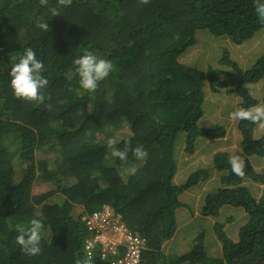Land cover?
Segmentation results:
<instances>
[{
    "label": "trees",
    "instance_id": "trees-1",
    "mask_svg": "<svg viewBox=\"0 0 264 264\" xmlns=\"http://www.w3.org/2000/svg\"><path fill=\"white\" fill-rule=\"evenodd\" d=\"M53 8L58 16H52ZM45 21L47 31L39 27ZM201 30L219 37L216 66L198 64L199 57L211 55ZM260 31L264 23L254 0H71L69 5L0 0V264L87 260L81 246L89 230L74 210L91 214L103 205L146 239L140 264H264V168L255 169L250 161L264 159V132L258 129L264 122L250 120L237 119L242 174L233 170L226 151L216 152L212 165L219 184L200 207L201 216L211 218L221 255H206L203 231L191 238L189 250L168 258L162 254L177 231L179 195L207 176L200 169L184 184H173L178 157L192 155L199 138L226 135L221 124L199 126L207 93L223 89L237 97V109L264 103L257 97L262 93L253 92L264 82V49L252 58L238 48ZM262 33L249 42L258 44ZM225 39L231 43L219 47L218 40ZM199 45L208 55H192L186 63V51ZM26 47L44 64L48 84L42 103L17 99L9 88L12 60ZM85 50L114 65L94 92L80 89L78 79L68 76L73 59ZM250 60L253 64L243 69ZM180 133L185 139L178 151ZM114 136L130 140L132 148L142 146L147 157L138 160L132 151L124 161L112 157L107 142ZM34 151L43 156L21 172L14 159L28 161L21 154ZM29 171L35 194L24 188ZM246 180L262 186L259 198ZM224 206L241 211L223 217ZM241 213L246 221L238 231L229 228L230 238L225 227L244 217ZM34 218L44 223L41 253L29 256L15 237ZM98 253L93 251V264H104Z\"/></svg>",
    "mask_w": 264,
    "mask_h": 264
},
{
    "label": "clouds",
    "instance_id": "clouds-1",
    "mask_svg": "<svg viewBox=\"0 0 264 264\" xmlns=\"http://www.w3.org/2000/svg\"><path fill=\"white\" fill-rule=\"evenodd\" d=\"M47 2L48 0H40L42 5L47 4ZM61 3L69 5L71 0H61ZM254 3L255 13L258 19L261 23H264V0H254ZM51 12L53 17L59 15L58 10L55 8H53ZM39 27L45 31L49 29L47 21L40 23ZM72 65L73 67L68 73L69 78L76 77L80 89L88 92H94L99 82L108 77L114 70V65L110 59L99 56L91 50H85L83 54L74 58ZM44 71V64L42 60L37 57L36 51L32 47L24 48L17 57L13 58L8 72L10 78L9 88L12 95L20 100L42 103L45 99L43 89L48 84L47 78L43 75ZM230 115L238 120L264 122V105H253L251 108L241 107L231 112ZM107 143L110 147L112 157L118 158L120 161H124L128 158L129 151H132L138 160H143L148 155L147 150L142 146L132 148L130 140H121L119 137H115L109 139ZM14 163L16 164L15 161ZM231 163L233 165V170L242 174L238 158L235 156L232 157ZM16 166L18 167L17 164ZM20 171L22 172L21 169ZM201 177L204 178V175L202 174ZM34 178L35 176L33 179ZM50 190H55V187ZM74 213L76 215L75 218H80L85 221L89 230V233H86L84 236L81 246V252L89 258L78 262V264H93V251L99 252L98 259L104 264H126L127 261H131L130 264L141 263L142 254L147 249L146 239L138 232L128 229L123 222L122 215L116 212L112 207L103 205L100 209L91 214H87L83 210L76 208ZM116 219L123 225V229L130 232L141 241L138 244L139 249L137 256L133 254L129 257L128 254H131V250L129 249L130 244L124 241L117 231L112 229L111 223ZM43 229V221L36 218L31 219L27 227L21 226L15 237L16 244L19 245L20 250L29 256L39 255L41 253ZM166 242L164 244H166ZM134 256L135 261L133 262L132 258H134Z\"/></svg>",
    "mask_w": 264,
    "mask_h": 264
},
{
    "label": "rangeland",
    "instance_id": "rangeland-1",
    "mask_svg": "<svg viewBox=\"0 0 264 264\" xmlns=\"http://www.w3.org/2000/svg\"><path fill=\"white\" fill-rule=\"evenodd\" d=\"M261 32L263 33L258 40L259 43L258 41H256V43L258 44L255 45L254 42H249L250 40L259 37ZM200 33L207 34L206 36L208 37V39L205 38V42L208 43L209 49L211 50L210 58L209 56H207V49L202 46L200 47L199 45L186 51V54L184 56L186 63L190 62L189 60L192 55L198 56V53H205L207 58L202 59L199 57L198 64H214L219 56V49H217L214 39H217L219 37L211 35L208 30H201ZM261 38L264 39V31L256 33V35L252 39H248L244 41L242 45H238V48H240V53L242 52L243 55L248 54L250 55V57L256 58V56L264 49V46L262 45L263 42L260 43ZM217 43L220 44L218 46L221 47L229 45L231 42L230 40L225 39L223 42H219L218 40ZM208 60L209 63L207 62ZM253 62L251 63L250 60L249 64H243V69L245 67L249 68L251 64H253ZM216 65L217 64L215 63V66ZM257 89L258 93H262L259 96H257ZM253 92L255 96L259 98L264 97V82L259 85L257 84V86H254ZM236 101L237 97L224 93L223 89L218 90V92L216 93L208 92L202 108L204 114L200 119L199 126L209 128L218 123L225 127L226 135L222 139L206 140L205 138H199L196 141V149L192 155L186 154L184 156L178 157L177 159V170L173 178V184L177 186L184 184L191 174L200 169L207 171V176L204 178L201 177L196 185L188 188L179 195L178 201L182 204V209H178L176 212L177 231L174 237L162 246V254L165 258H168L171 255H178L189 250L194 244V240L192 242L191 238L200 236L201 231L204 232L205 239L203 242V246L206 255L210 257H218L221 255L220 243H218L212 231V226L210 223L211 218L201 216L200 207L204 202V198L207 193L213 191V189H215V187H217L219 184V174L217 171L213 170L214 168L212 165V158L214 154L217 151H226L229 155L230 160L234 156L238 158L239 164H241L245 160V156L242 155L241 148L239 146L240 135L237 129V119L230 115L231 112L237 109V106L235 104ZM259 105H264V103H259ZM258 129L264 132V125H261ZM184 139V133H180L177 136L175 147L176 149H178V151L179 148L181 149V147L183 146ZM21 155L23 157V160H28L24 161L25 163L27 162V165H25L24 162L20 161L19 158H15L14 161L16 162L18 167L22 171H24L29 169L31 166L35 167V161L38 158L42 157L43 153L34 151ZM254 160L255 158H250L251 164H253V167L255 169L264 168V159L260 158L255 161ZM110 163H112V161ZM31 173L32 172H30L29 174L30 180L26 183L24 188L28 193L38 192V188L34 184L35 181L33 177H31ZM244 185H247L249 187L252 194L256 198L260 197L262 191L261 185L253 184L248 180L244 181ZM45 187H47V189L54 188L53 185H46ZM223 209L225 210V212H221V215L223 217L232 216V214H237V212L241 211L239 210V208L236 209L231 206H224ZM241 215L244 217H239V220L234 223H229L225 227V231H227V235L230 238L231 236L229 235V228L233 227L236 231H238L239 227L246 221L245 214L241 213ZM232 239L235 240L234 237Z\"/></svg>",
    "mask_w": 264,
    "mask_h": 264
},
{
    "label": "built area",
    "instance_id": "built-area-1",
    "mask_svg": "<svg viewBox=\"0 0 264 264\" xmlns=\"http://www.w3.org/2000/svg\"><path fill=\"white\" fill-rule=\"evenodd\" d=\"M111 227L113 230L117 231L119 233V235L122 237V239L124 241H127L130 246L129 249L131 250V254H128L129 257L132 256L133 254L137 256L138 253V244L141 242L138 238H136L135 236H133L130 232H127L125 229H123V225H121L119 223V220H114L111 223ZM132 261H135V256L134 258H132ZM131 261H127L126 264H130Z\"/></svg>",
    "mask_w": 264,
    "mask_h": 264
}]
</instances>
